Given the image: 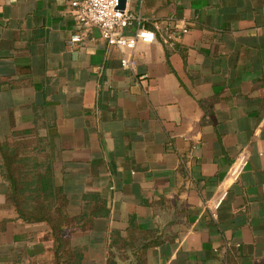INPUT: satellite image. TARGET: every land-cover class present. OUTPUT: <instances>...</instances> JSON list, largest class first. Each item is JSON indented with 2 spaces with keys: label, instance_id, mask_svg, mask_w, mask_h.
Segmentation results:
<instances>
[{
  "label": "crops",
  "instance_id": "1",
  "mask_svg": "<svg viewBox=\"0 0 264 264\" xmlns=\"http://www.w3.org/2000/svg\"><path fill=\"white\" fill-rule=\"evenodd\" d=\"M72 1L0 0V145L42 140L70 219L20 217L0 153V264H264V0H127L132 51Z\"/></svg>",
  "mask_w": 264,
  "mask_h": 264
},
{
  "label": "trees",
  "instance_id": "2",
  "mask_svg": "<svg viewBox=\"0 0 264 264\" xmlns=\"http://www.w3.org/2000/svg\"><path fill=\"white\" fill-rule=\"evenodd\" d=\"M23 138L0 145L3 170L9 182V195L26 221H45L59 240L60 231L70 219L65 213L66 198L56 187L49 155L35 140Z\"/></svg>",
  "mask_w": 264,
  "mask_h": 264
},
{
  "label": "built area",
  "instance_id": "3",
  "mask_svg": "<svg viewBox=\"0 0 264 264\" xmlns=\"http://www.w3.org/2000/svg\"><path fill=\"white\" fill-rule=\"evenodd\" d=\"M120 0H73L71 6L73 8L75 19L84 28H99L102 37L110 45H115L121 49L134 50L139 41L151 43L157 40L156 32L145 27L141 18H136L126 7H119ZM137 21V30L133 36L128 37L123 31L129 28ZM187 27L168 29L163 37L164 43H174L180 36L187 33ZM82 40L80 34H74L71 43ZM121 64L125 69H132L133 62L128 56H124ZM243 167V157L237 159L223 180L219 192L221 196L226 190L230 182L235 181ZM217 200L213 201L208 207L212 210L217 206ZM215 215V213H213Z\"/></svg>",
  "mask_w": 264,
  "mask_h": 264
},
{
  "label": "water",
  "instance_id": "4",
  "mask_svg": "<svg viewBox=\"0 0 264 264\" xmlns=\"http://www.w3.org/2000/svg\"><path fill=\"white\" fill-rule=\"evenodd\" d=\"M127 0H120V5L119 7L124 9L126 7Z\"/></svg>",
  "mask_w": 264,
  "mask_h": 264
}]
</instances>
